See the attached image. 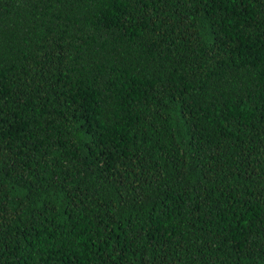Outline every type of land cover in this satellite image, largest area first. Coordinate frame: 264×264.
Returning a JSON list of instances; mask_svg holds the SVG:
<instances>
[{"label": "trees", "instance_id": "16d2710c", "mask_svg": "<svg viewBox=\"0 0 264 264\" xmlns=\"http://www.w3.org/2000/svg\"><path fill=\"white\" fill-rule=\"evenodd\" d=\"M0 264H264V0H0Z\"/></svg>", "mask_w": 264, "mask_h": 264}]
</instances>
